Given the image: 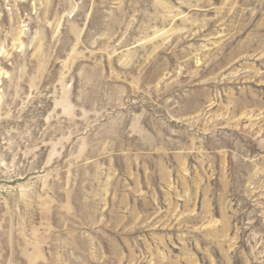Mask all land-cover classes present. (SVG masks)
<instances>
[{
	"label": "rangeland",
	"instance_id": "rangeland-1",
	"mask_svg": "<svg viewBox=\"0 0 264 264\" xmlns=\"http://www.w3.org/2000/svg\"><path fill=\"white\" fill-rule=\"evenodd\" d=\"M0 264H264V0H0Z\"/></svg>",
	"mask_w": 264,
	"mask_h": 264
}]
</instances>
